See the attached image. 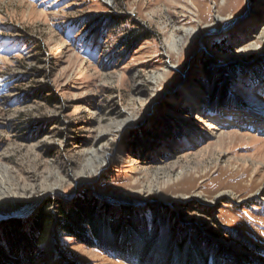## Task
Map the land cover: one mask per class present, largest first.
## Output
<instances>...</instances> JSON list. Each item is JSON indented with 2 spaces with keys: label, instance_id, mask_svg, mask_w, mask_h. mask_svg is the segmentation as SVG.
<instances>
[{
  "label": "rangeland",
  "instance_id": "obj_1",
  "mask_svg": "<svg viewBox=\"0 0 264 264\" xmlns=\"http://www.w3.org/2000/svg\"><path fill=\"white\" fill-rule=\"evenodd\" d=\"M81 197L153 226L34 264H264V0H0V225Z\"/></svg>",
  "mask_w": 264,
  "mask_h": 264
},
{
  "label": "trees",
  "instance_id": "obj_2",
  "mask_svg": "<svg viewBox=\"0 0 264 264\" xmlns=\"http://www.w3.org/2000/svg\"><path fill=\"white\" fill-rule=\"evenodd\" d=\"M135 42L140 38L138 34H135ZM206 62V61H205ZM207 63V62H206ZM206 74L210 75L208 68L205 69ZM211 78V77H210ZM215 80L218 81V78ZM208 99L214 101L215 98L218 101L223 100V91L218 92L206 88ZM32 97V94L28 95V98ZM36 97L47 100L49 103L59 101L55 95H44ZM208 100V101H211ZM215 107V104H213ZM212 107V108H214ZM219 112H213L216 114ZM164 129L166 132L171 133L172 127L165 124ZM154 135V134H153ZM156 142L159 141L157 135L153 136ZM139 145L137 140L132 142V145ZM155 145V144H154ZM107 210V208H106ZM152 217L156 216L157 210L149 209ZM59 216L61 220L56 218V215L47 206L43 208L35 217L28 221L20 219H12L10 222H5L0 225V264H34L35 254L40 252L45 246L49 237L54 233L55 226L58 227V233H65L70 237L78 239L82 243H86L90 247H95L106 252H119L123 248L127 249L125 243L119 240L124 233L129 232V229L136 231L140 225L143 226L142 230L152 228L153 223H149L144 217L137 219L135 213L131 220L126 221L124 217H115L112 215L109 219L102 217L100 206L96 201L89 200L81 197L74 201V203L68 208H60ZM104 220L110 230L114 233L113 236H117L113 244H109L102 239V234L99 229V223ZM128 223L125 227V223ZM139 231V230H137ZM130 233V232H129ZM184 233V231L182 232ZM92 235V238L89 237ZM125 251V250H124Z\"/></svg>",
  "mask_w": 264,
  "mask_h": 264
},
{
  "label": "bare ground",
  "instance_id": "obj_3",
  "mask_svg": "<svg viewBox=\"0 0 264 264\" xmlns=\"http://www.w3.org/2000/svg\"><path fill=\"white\" fill-rule=\"evenodd\" d=\"M106 1H108V2H112L113 0H106ZM226 0H224V2H225ZM234 20V19H233ZM233 20L230 22V23H232L233 22ZM177 41V40H176ZM171 43V42H170ZM178 42H175V41H172V46H171V48L173 49V50H179V44H177ZM179 43H180V41H179ZM189 89L191 90V91H195V89H196V85H194L193 83H190L189 84V88H188V91H189ZM201 89V88H200ZM190 98H192V96L190 97ZM196 119H197V121H199V122H201V123H207V122H211V120L210 119H208V117L210 116V115H206V116H204V115H201V114H198V113H196ZM244 116H246V114L244 115ZM210 117H212V115L210 116ZM218 118H220V117H218ZM211 128H214L213 126L211 127ZM132 161V160H131ZM222 194H224V193H222ZM225 244V243H224ZM226 245V247H232L231 245H229V244H225ZM233 247H234V245H233ZM237 252H238V254L239 255H241V250L239 249H237L236 250Z\"/></svg>",
  "mask_w": 264,
  "mask_h": 264
},
{
  "label": "water",
  "instance_id": "obj_4",
  "mask_svg": "<svg viewBox=\"0 0 264 264\" xmlns=\"http://www.w3.org/2000/svg\"><path fill=\"white\" fill-rule=\"evenodd\" d=\"M223 245V247H226V245L225 244H222Z\"/></svg>",
  "mask_w": 264,
  "mask_h": 264
}]
</instances>
